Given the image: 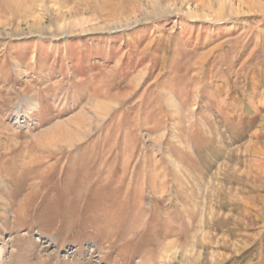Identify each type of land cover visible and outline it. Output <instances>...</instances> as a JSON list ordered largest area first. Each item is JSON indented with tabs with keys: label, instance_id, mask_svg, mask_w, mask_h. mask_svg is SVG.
I'll return each instance as SVG.
<instances>
[{
	"label": "rangeland",
	"instance_id": "374dc122",
	"mask_svg": "<svg viewBox=\"0 0 264 264\" xmlns=\"http://www.w3.org/2000/svg\"><path fill=\"white\" fill-rule=\"evenodd\" d=\"M0 264H264V0H0Z\"/></svg>",
	"mask_w": 264,
	"mask_h": 264
}]
</instances>
